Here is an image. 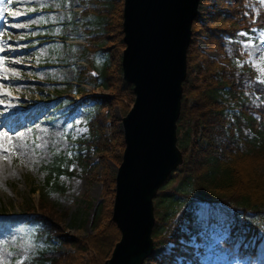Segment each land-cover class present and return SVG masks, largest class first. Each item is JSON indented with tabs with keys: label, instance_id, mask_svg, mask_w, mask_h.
<instances>
[{
	"label": "rangeland",
	"instance_id": "obj_1",
	"mask_svg": "<svg viewBox=\"0 0 264 264\" xmlns=\"http://www.w3.org/2000/svg\"><path fill=\"white\" fill-rule=\"evenodd\" d=\"M113 1L115 11L109 31L112 41L107 45L112 51L113 62L107 73L109 88L106 90L89 84L85 74L89 67L81 56L86 43L80 29L83 7L79 0L0 2V51L8 39L16 40L18 43L13 45V49H27L26 54L17 60L21 63L31 60L32 65L30 69H14L9 77L38 82L25 85L6 80L0 83L6 96L0 99V264H22L35 254L34 244L19 230L26 210L43 215L57 227L58 233L79 243V250H75L73 246L55 242L62 254L57 264H108L115 245L120 241L119 237L112 250L110 248L101 259L90 244V240H95L94 237L109 230L112 225L115 182L113 185L110 182L115 179L125 148L123 136L122 140L119 136L122 133L121 119L132 106L130 102L126 103L127 100L121 102L119 99L124 93L111 86L112 80L117 77L124 49L119 43L123 38L119 34L122 33L124 0ZM210 1L214 3L213 0L200 3V22H203L211 7ZM243 8L253 13L255 21L264 15V0H245ZM5 12L22 17L15 23L19 30L10 32L2 27ZM119 22L120 26L117 25ZM238 34L244 37L238 43V67L247 64L254 71L257 82L264 83V28L255 26L250 33L240 31ZM195 43L203 54L221 65L229 66L223 54L206 47L200 30L196 31ZM5 64L0 57V69L6 68ZM189 69L196 77L197 63L190 62ZM191 84L199 87L195 79ZM117 93L120 97H117ZM92 96L108 98L111 104L105 123L110 126L104 128L106 146L101 152H94L86 145L89 110H80L74 121L60 116L62 107L70 104V101L82 102L84 98ZM223 99L230 108L232 101L225 97ZM68 131L70 137L66 136ZM78 151L87 156L84 159L89 161V167L75 159ZM56 155L73 159L68 165L71 174L58 178L62 190L50 191L43 166L50 164ZM206 208V205L200 206V215L211 213L212 209ZM98 209L99 219L93 225ZM186 224H181V230L190 236V240L180 241L189 248L186 252H190L198 264H247V259L233 257L220 246L227 240L228 227L218 229L210 224V243L197 240ZM81 246L85 247V251H81ZM161 247L160 253L155 254L157 258L169 254L172 245ZM177 264H180V259Z\"/></svg>",
	"mask_w": 264,
	"mask_h": 264
},
{
	"label": "trees",
	"instance_id": "obj_2",
	"mask_svg": "<svg viewBox=\"0 0 264 264\" xmlns=\"http://www.w3.org/2000/svg\"><path fill=\"white\" fill-rule=\"evenodd\" d=\"M79 1L84 7L80 13V29L86 43L81 56L89 67L85 74L89 84L106 90L109 88L107 73L113 62L112 51L107 45L112 41L109 31L115 11L112 2L115 1ZM219 2L228 8L218 4L203 22L197 18L192 24L186 53L188 71L182 84L177 121V146L182 151L183 163L171 173L154 198V248L167 244L172 247L169 254L160 258L151 256L144 264H177L178 259L181 264L196 263L192 254L186 252L189 248L180 241L190 240L181 230L184 222L190 234L200 242L211 243L210 224L218 229L228 227L227 240L220 246L233 257L247 259V264H264V84L255 81V73L247 64L238 67L236 62L240 57L238 43L244 39L238 32L250 33L254 26L264 28V15L253 21V13L243 8L245 0ZM117 25L120 26V22ZM197 30L209 50L224 55L228 67L211 60L197 48ZM119 43L124 46L122 39ZM190 62L197 63L196 77L190 73ZM121 75L119 66L111 86L124 93L119 99L121 102L127 100L126 103L132 105V86L124 82ZM194 79L199 87L191 84ZM224 97L232 101L230 108ZM71 102L62 107L60 116L74 121L80 110H89L86 145L94 152H101L106 146L104 128L110 126L105 125L110 99L92 96L82 102ZM66 136L70 137V131ZM119 136L122 140V133ZM85 157L78 151L75 159L89 167ZM72 161L67 156L56 155L50 164L43 166L50 191L62 190L58 178L71 174L68 165ZM110 183L113 185L114 179ZM202 205L212 209L211 213L200 215ZM26 211L19 230L31 240L36 251L22 264H57L62 254L55 242L79 250V243L58 233L49 219L36 211ZM99 213L98 209L93 225ZM111 224L109 230L90 240L100 259L110 248L112 250L120 237L117 226L112 221ZM81 251H85V247L81 246Z\"/></svg>",
	"mask_w": 264,
	"mask_h": 264
},
{
	"label": "water",
	"instance_id": "obj_3",
	"mask_svg": "<svg viewBox=\"0 0 264 264\" xmlns=\"http://www.w3.org/2000/svg\"><path fill=\"white\" fill-rule=\"evenodd\" d=\"M198 0H124L122 80L134 101L124 118L112 222L120 232L108 264H143L154 254L153 199L183 163L177 121Z\"/></svg>",
	"mask_w": 264,
	"mask_h": 264
},
{
	"label": "bare ground",
	"instance_id": "obj_4",
	"mask_svg": "<svg viewBox=\"0 0 264 264\" xmlns=\"http://www.w3.org/2000/svg\"><path fill=\"white\" fill-rule=\"evenodd\" d=\"M213 1H214V3H212V1H210L211 7L208 9L206 15H209L211 12H213L214 9H217L216 6L219 7V5H220L219 0H213ZM203 2H206V0H198L197 18H199V16H198L199 15V8L201 7L200 3H203ZM231 5L237 7V4L234 2H231ZM222 8H228V7H226L225 5H222ZM3 16H4V19L1 20V25L3 28H6L10 32H15L16 30H19V28L15 26V23L17 21L22 20V17L20 15H17L15 13L5 12ZM122 35H123V32H122ZM122 40H123V38H122ZM17 43L18 42L16 40L8 39V43L4 44L3 50L0 51V57L6 63L5 64L6 68L0 69V83H4L6 80H8V81L12 80L16 84H25L26 85L27 83H31V82L38 84V82L36 80L25 81V79L10 78L9 77V76L13 75L14 69H30L32 67L31 60L27 61V62H23V63H21L20 61L17 60V59H20L21 56H23L22 54H26V52H27V49L26 50L13 49V45L17 44ZM11 58H13V59H11ZM208 58H210V57H208ZM211 60H213V59H211ZM2 92L3 91L0 87V99L6 97ZM1 113H2V111L0 110V115H1ZM161 249H162V247H160L158 250H156L155 254H159L160 253L159 250H161Z\"/></svg>",
	"mask_w": 264,
	"mask_h": 264
},
{
	"label": "snow or ice",
	"instance_id": "obj_5",
	"mask_svg": "<svg viewBox=\"0 0 264 264\" xmlns=\"http://www.w3.org/2000/svg\"><path fill=\"white\" fill-rule=\"evenodd\" d=\"M0 2H3V0H0ZM9 2H11V0H9Z\"/></svg>",
	"mask_w": 264,
	"mask_h": 264
}]
</instances>
